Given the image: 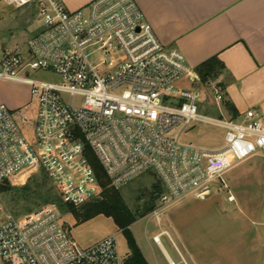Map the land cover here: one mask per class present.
I'll list each match as a JSON object with an SVG mask.
<instances>
[{
	"label": "built area",
	"instance_id": "2783aa9c",
	"mask_svg": "<svg viewBox=\"0 0 264 264\" xmlns=\"http://www.w3.org/2000/svg\"><path fill=\"white\" fill-rule=\"evenodd\" d=\"M34 5L39 27L26 50L0 56V79L27 85L23 109L34 107L29 119L0 103V184L43 171L62 203L79 206L101 192L93 155L115 188L153 173L158 215L185 197L204 198L233 166L264 154V111L232 117L217 84L204 82L208 92L183 84L201 80L177 47L157 38L135 0H92L76 10L61 0ZM209 102L219 117L199 112ZM198 122L222 130V143L181 141ZM60 218L52 201L1 222L0 264H124L114 234L80 247ZM161 235L169 236L155 234L157 245Z\"/></svg>",
	"mask_w": 264,
	"mask_h": 264
},
{
	"label": "rangeland",
	"instance_id": "374dc122",
	"mask_svg": "<svg viewBox=\"0 0 264 264\" xmlns=\"http://www.w3.org/2000/svg\"><path fill=\"white\" fill-rule=\"evenodd\" d=\"M35 9L31 6L15 8L0 0V56L4 50H26L27 41L39 27L35 21ZM216 74L214 72L207 83L217 84ZM34 76L56 79L42 72ZM183 84L208 92L203 81H185ZM30 99L27 85L0 79V103L12 109L21 108L16 111L19 116L33 119L34 107L28 111L23 109ZM198 106L203 115L220 116L213 102L199 103ZM180 129L181 126L176 127L172 134L177 135ZM28 134L33 135L31 128ZM222 137V130L202 122L188 126L179 136L183 142L206 147L220 145ZM223 178L225 184H213L211 192L204 198L185 197L163 207L158 215L154 211L159 204L156 193L161 190V185L153 173H144L117 189L136 219L130 224V231L148 259L165 264L152 240L155 234L165 230L169 236L161 235L160 242L176 264H184V259L187 264H264V154L233 166ZM156 185L160 189L155 188ZM55 200L61 202L44 172L34 173L24 184H1L0 223L20 218ZM60 215V221L70 229L72 238L80 247L114 234L120 255L127 256L126 235L112 218L97 215L76 224L73 215L64 207L60 208Z\"/></svg>",
	"mask_w": 264,
	"mask_h": 264
},
{
	"label": "crops",
	"instance_id": "0c3cea01",
	"mask_svg": "<svg viewBox=\"0 0 264 264\" xmlns=\"http://www.w3.org/2000/svg\"><path fill=\"white\" fill-rule=\"evenodd\" d=\"M3 1L15 8L35 7L34 0ZM61 1L76 10L92 0ZM135 1L157 38L177 47L192 70L212 57L221 62L215 82L237 116L248 109L264 111V0ZM156 246L165 264L173 261L162 244Z\"/></svg>",
	"mask_w": 264,
	"mask_h": 264
},
{
	"label": "trees",
	"instance_id": "16d2710c",
	"mask_svg": "<svg viewBox=\"0 0 264 264\" xmlns=\"http://www.w3.org/2000/svg\"><path fill=\"white\" fill-rule=\"evenodd\" d=\"M221 67V62L218 61L216 57H212L203 62L196 70V73L201 81L206 82L210 79V76H212L214 72L217 73ZM217 85L219 86V84ZM223 104L232 117L237 116L236 109L228 100L224 99ZM89 159L95 169L96 176L101 186L100 195L79 206L64 204L58 200H55V202L58 203L60 208L64 207V209L73 215L76 224L85 222L97 215H104L112 218L117 228L126 235L128 254L125 257L124 264H149L130 231V224L134 223L136 219L119 195L117 191L119 188L110 186L109 179L93 155H90ZM155 188L160 189V186L156 185Z\"/></svg>",
	"mask_w": 264,
	"mask_h": 264
}]
</instances>
